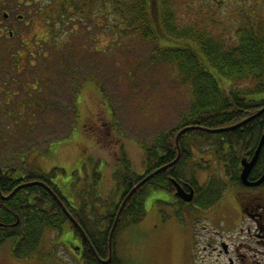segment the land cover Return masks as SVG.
I'll use <instances>...</instances> for the list:
<instances>
[{
	"label": "trees",
	"instance_id": "1",
	"mask_svg": "<svg viewBox=\"0 0 264 264\" xmlns=\"http://www.w3.org/2000/svg\"><path fill=\"white\" fill-rule=\"evenodd\" d=\"M201 1L214 5V8L231 4V0ZM174 3L175 0H59L54 4L37 2L36 9L31 6L28 9L29 14L32 12L31 19H28L29 26H39L43 32L40 34L29 29L28 32L26 30L25 33L18 34L19 38L14 41H0V115H3L0 120L3 121V118L8 122L13 121L18 129L19 123H29L24 121L27 107L34 110L44 109V104H47L45 108L53 106V92L47 83L59 81V74L66 71L73 75L71 93L74 97L71 104L75 113L74 101L81 85L88 80L98 85V81L90 72L81 69L82 66L78 63L63 65L70 60V54L62 49L66 42L61 37L71 35L70 45L74 53H100L107 56V50H102L101 47L98 50L81 49L83 46L89 48L97 29L101 30L102 38L108 37L104 48L111 54L127 51L123 49L133 48L140 42L154 41L156 45L146 60L150 63L159 60L165 66L173 68L180 85L190 93L189 109L180 113L176 125L168 131L160 132L151 144L141 146L148 173L176 158L175 136L181 129L190 126L226 128L264 108V100L255 101L251 97L264 91V18L258 14V8L264 10V0H256L254 6L249 3L252 12L244 11L240 14L239 24L234 29L230 44L213 32L212 26L219 22H214L212 17L182 20L176 14ZM56 22L60 24L59 29L54 28ZM34 23L38 26H34ZM55 33L54 39L52 34ZM31 40L35 43H31ZM81 43L84 44L81 46ZM42 45L51 50L58 65L54 67L47 64V61L41 62L49 53H41ZM36 61H40L43 68H36ZM71 67H78L77 72H72ZM223 81H227L229 85L225 83L221 86ZM97 87L104 95L103 87ZM20 90L24 91L29 100L12 107L16 102L14 97L20 96ZM261 134H264V112L232 131L211 134L191 130L181 135L178 162L154 175L126 202L113 234L112 260L109 264H118L113 246L120 226L128 218L136 223L133 221H139L144 215L143 199L148 190L173 192L169 177L176 182L186 177L185 166L192 157L193 140L216 137L218 140L212 144L217 147L213 151L220 156L219 161L221 158L225 160L224 146L229 145V163L234 168L240 153L254 146ZM126 163L129 162L122 160L117 169L120 171H116L114 177L117 197L119 196L117 203H113L110 209H105L106 214L96 212L101 217L96 222L89 219L80 226L88 241L84 248L88 264H101L96 257L101 260L108 258V237L117 211L125 196L143 178L135 174L129 177L125 172L129 170V164ZM54 170L49 173L40 169L19 172L10 166L0 167V193L8 196L22 182H39L48 186L60 198L57 185L51 182ZM93 176L96 181L98 174L94 173ZM195 181L193 177L191 182L198 193L195 204L205 208L214 205L219 196L213 199L210 197L204 202L202 189ZM80 203L82 204L81 200L77 204ZM84 210V207L81 210L70 209L69 213L78 223V220L85 217ZM93 218L96 217L93 215ZM99 222L102 225L96 227ZM0 225V242L11 241L12 255L26 259L37 253L47 231L61 230L65 225L71 224L52 194L43 186L35 185L16 191L6 200L0 197Z\"/></svg>",
	"mask_w": 264,
	"mask_h": 264
},
{
	"label": "rangeland",
	"instance_id": "2",
	"mask_svg": "<svg viewBox=\"0 0 264 264\" xmlns=\"http://www.w3.org/2000/svg\"><path fill=\"white\" fill-rule=\"evenodd\" d=\"M34 1L27 2L30 7L23 6L18 11L27 22L32 17L28 9L37 6L38 1ZM255 1L231 0L228 6L223 4L214 8L201 0H175L174 7L182 20L212 17L214 22H219L212 26L213 32L230 44L240 14L252 12L248 5L254 6ZM258 11L264 18V10L258 8ZM34 26H38L37 23ZM18 27L23 28L22 33L27 30L24 22ZM37 29L34 31L41 34L42 31ZM7 30L6 23H3L0 41H6L4 33ZM102 37L98 48L107 50V56L74 53L70 44V49L66 47L70 51L68 61L78 63L98 81V85L91 80L81 85L74 101L75 113L71 104L73 75L66 71L59 74V81L47 83L53 92V106L45 108L47 104H44V109L34 110L27 107L24 121L29 123H19L18 129L13 121L0 120V167L10 166L19 172L40 169L44 173L55 169L52 182L63 197L72 205L81 200L87 209L94 207L89 211L91 217H96L94 222L101 218L96 212L106 214L104 210L110 209L119 199L114 177L116 171H120L117 169L122 160L129 162L126 163L129 170L125 171L128 176H141L147 166L141 146L151 144L160 132L174 127L180 113L188 111L191 99L173 68L159 60L151 63L146 60L156 45L154 41L140 42L133 48L123 49L127 51L111 54L104 48L108 37ZM31 43L35 42L31 40ZM40 51L49 52L41 62L47 61L54 67L58 65L48 47L42 45ZM36 63V68H43L40 61ZM71 69L75 73L78 67ZM225 83L229 85L223 81L221 86ZM99 85L103 87L104 95L98 89ZM19 93L20 96L14 97L16 102L12 107L29 100L24 91ZM251 97L255 101L264 100V91ZM217 140L213 137L191 142L192 161L185 166L187 178L194 175L201 183L205 178L202 173L215 168V158L208 157L217 149L212 144ZM94 173L98 174L96 181ZM220 202L211 211L197 212L165 190H150L143 199L144 215L139 221H133L136 223H132V218L126 219L115 237L113 247L118 264H215L216 254L211 251L218 243L215 240L220 236L223 241L231 235L238 237V231H223L224 223L218 222L214 209ZM187 213L207 219L190 222L184 217ZM64 228L72 232L68 226ZM66 238V232L58 236L57 231H47L37 253L27 259L12 256L11 241L2 243L0 264H79L80 261L76 262L74 255L69 254L71 251L63 242ZM73 244L77 245V242Z\"/></svg>",
	"mask_w": 264,
	"mask_h": 264
},
{
	"label": "flooded vegetation",
	"instance_id": "3",
	"mask_svg": "<svg viewBox=\"0 0 264 264\" xmlns=\"http://www.w3.org/2000/svg\"><path fill=\"white\" fill-rule=\"evenodd\" d=\"M37 1L43 4L44 2H47L49 4H54L59 0H37ZM65 1L77 2V0H65ZM80 1H84V0H80ZM97 1H101V0H97ZM24 2L25 4H23ZM27 2H35V1L34 0H0V26L3 23H6V26L8 27L7 32L4 33V37L6 41L10 42V41H14V39L19 38L18 34H21L23 29V28L20 29L18 27L19 23L24 22L25 26L27 27V32L29 31V29H31L32 31H34V29L36 28L40 29L39 26L30 28L32 25L29 26V23L27 24V21L24 20L23 15H21L18 12L19 10H22L23 6L29 7V5H26ZM59 25L60 24L56 22V26L54 28L59 29ZM40 31L42 30L40 29ZM97 31L98 32H96L93 42L89 44V48L83 46L81 48L82 50L92 49V48L98 50V45H99L98 43L101 41V35H100L101 30L97 29ZM52 35L54 36L52 38L55 39L56 33ZM61 39H63L64 42L67 43L64 44L65 46L62 49L68 51L66 47L69 48L68 44H71V35H63ZM83 44L84 43H81V46ZM68 54H70V51H68ZM69 64H70L69 61L63 63V65H69ZM262 136H264V134L263 135L261 134V136L256 141L254 146L240 153V156H238V162L235 164L234 168L231 167V164L229 163L230 162L229 161L230 156L228 155L229 145H227V147H225L224 149L225 160L221 158V161H219L220 156H217L216 152L214 151V154H211L208 158L211 157L215 158L214 161L215 168L212 171H209L208 169L207 171L208 173H202L205 174V178L203 182L199 183L197 180L195 181L199 184V186L202 189L201 193L202 195L204 194L203 195L204 198H202V200L204 202L207 201L210 197H212L213 199L216 196H219V198L217 197L218 200L216 203H214V205H216L220 200L221 202L217 205L216 209H214V214L216 217H218V222L224 223L223 231H227V232L232 231V233H236V231H238L237 238L231 235L232 236L231 238H228L225 241H223L220 240L221 238L220 236L218 240H215L218 242L217 245L213 246L208 244L209 246H213L211 251L216 254V257L214 259L215 264L217 263L218 264H264V179H262V177L264 176V143L254 161L252 168L247 172L245 179L242 180V174L244 170V166L242 163L244 161L245 162L244 165H247L252 161ZM191 161L192 158L190 159L188 164ZM197 163L201 164V162L200 163L197 162ZM205 167L207 168V166ZM150 173L152 172L148 173V168L147 166H145L144 172L141 176L144 178ZM193 177L194 175L191 176L190 178H187L186 176L184 179L179 180V182H176L174 178L169 177L170 182L174 180L184 191L189 192L190 188L193 189L194 196L191 202L185 203L182 200H180L178 197H176L175 188L173 184L172 185L174 190L173 192L170 193L174 195L180 203L186 206H192V209L197 212H202L203 210L211 211L214 208V205L205 208L202 207L201 205L195 204V200L198 196V193L194 188L193 182H191V179H193ZM20 184H23V182ZM57 191L61 195L59 196L60 198L58 199L62 202L63 206L68 212H70V209L81 210V208L84 207L85 217L82 218V220H78L79 226H81V224H83L85 220L87 221L90 219L91 221H94V218L91 217V215H89V211L93 210V208L90 209V207H88L87 209L86 204L82 206L81 203L80 205L79 204L72 205L66 201L65 197H63L59 189H57ZM149 191L150 190H148V193ZM49 193L51 194V192ZM198 216L194 217L193 215L192 216L189 215V213H187V215H184L186 219L189 218L187 220H189L190 222L191 221L198 222L200 220L204 221L207 219L204 216L201 217ZM67 220L71 225H65L64 227L68 226L72 230V232L71 233L67 232V230L63 227L61 230H56L58 232V236L59 234H62V232H66L67 238L66 240H63V242L65 246L70 249L71 253L69 254L78 257L76 259L73 256L76 262L78 260L80 261L79 264H88L84 251L85 246H87L88 244V241L85 239L86 237L85 233L83 232L84 233L83 234L82 232H80L79 229L72 224L68 216H67ZM243 224L245 225V227H243ZM100 225H102V222L97 223L96 227H99ZM214 227L216 229H219L217 228L218 225L217 227L216 226ZM6 242L9 241L0 242V244ZM72 242L73 243L77 242V245H74ZM60 244L62 245V243ZM34 261L36 260L34 259Z\"/></svg>",
	"mask_w": 264,
	"mask_h": 264
},
{
	"label": "water",
	"instance_id": "4",
	"mask_svg": "<svg viewBox=\"0 0 264 264\" xmlns=\"http://www.w3.org/2000/svg\"><path fill=\"white\" fill-rule=\"evenodd\" d=\"M264 112V108L258 110L257 113L253 114L252 116L244 119L243 121L233 125V126H229V127H226V128H219V129H207V128H202V127H199V126H190V127H185L183 129H181L175 136V147H176V150H177V156L176 158L170 162L169 164L167 165H164L160 168H158L157 170L153 171L152 173L148 174L147 176H145L143 179H141L130 191L129 193L125 196V198L123 199V201L121 202V205L117 211V214L115 216V219H114V222H113V225H112V228L110 230V233H109V237H108V258L106 260H101L99 259L98 257L97 260H99V262L101 264H109L112 260V241H113V234H114V231L116 229V226L118 224V221H119V218L121 216V213H122V210L126 204V202L131 198V196L143 185L145 184L149 179H151L154 175L158 174L159 172H161L162 170H165L167 168H170L172 166H174L179 158H180V147H179V138L181 135L185 134L187 131H191V130H200V131H204V132H207V133H211V134H218V133H222V132H228V131H232L238 127H241L243 126L244 124L248 123L249 121H251L252 119H254L255 117H258L261 113ZM264 143V136L261 137V140L257 146V149L255 151V154L253 156V159L250 163H248L247 165H244V161H243V166H244V170H243V174H242V180L245 179V176L247 174V172L252 168L253 164H254V161L262 147ZM262 179H264V176L262 177ZM261 179V180H262ZM260 180V181H261ZM172 184L174 185V188H175V195L176 197H178L180 200H182L183 202L185 203H189L192 201L193 199V196H194V191L193 189H189V192H186L184 191L174 180L171 181ZM35 185H40V186H43L44 188L47 189V191L51 192L53 198L58 202V204L61 206V208L63 209V211L66 213V215L68 216L69 220L72 222V224L77 227L79 229L80 232L83 233L82 229L80 228V226L78 225V223L73 219V217L70 215V213L65 209V207L63 206L62 202L58 199V197L56 196V194H54L52 192V190L46 186L45 184L43 183H39V182H30V183H26V184H22L18 187H16L8 196H3L1 195L0 193V197L3 199V200H6L8 198H10L16 191L24 188V187H31V186H35ZM84 234V233H83ZM90 248H92L91 245H89ZM93 249V248H92ZM95 253V252H94Z\"/></svg>",
	"mask_w": 264,
	"mask_h": 264
}]
</instances>
